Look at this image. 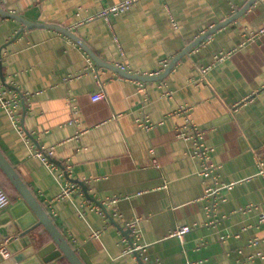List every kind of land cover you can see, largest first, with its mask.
<instances>
[{"label":"crops","instance_id":"obj_1","mask_svg":"<svg viewBox=\"0 0 264 264\" xmlns=\"http://www.w3.org/2000/svg\"><path fill=\"white\" fill-rule=\"evenodd\" d=\"M119 1L0 4L26 19L75 27L97 55L128 72L161 74L167 69L164 59L170 63L249 0H139L109 19L79 22ZM23 27L0 13V87L8 98L30 93L20 100L21 123L38 149L53 147L51 160L58 169L31 151L1 108L0 148L85 264H264V222L259 221L264 174L258 165L259 159L264 162V31L252 37L264 28V1L193 47L164 79L150 81L97 65L81 44L54 28ZM221 51L227 57L214 63ZM90 60L102 86L88 71ZM100 89L106 96L94 100ZM185 105L205 131L220 183H234L218 195L214 215L206 208L213 200L206 190L213 180L199 173L192 141L177 136ZM143 114L156 123L149 131L137 124ZM66 169L68 174L59 177ZM77 180L85 181L88 193L119 225L131 229L129 235ZM67 181L75 189L61 196ZM0 183L13 198L0 208V218L23 221L13 241L0 234V246L9 245L12 253L8 258L0 253V264H71L37 256L51 242L49 232L35 226L37 217L1 167ZM131 221L137 237L127 224ZM179 225L193 229L183 238L170 236ZM137 246V252H128ZM258 251L262 256L256 257ZM20 253L26 256L18 260Z\"/></svg>","mask_w":264,"mask_h":264},{"label":"built area","instance_id":"obj_2","mask_svg":"<svg viewBox=\"0 0 264 264\" xmlns=\"http://www.w3.org/2000/svg\"><path fill=\"white\" fill-rule=\"evenodd\" d=\"M139 0H121L119 2L113 3V5L110 6H104L100 11H98L95 15H90L87 18L81 19L79 22H87L94 19H97V17H105L109 19L111 16H114V14L120 13L126 9L131 8L132 5H134ZM264 1V0H262ZM79 23V25H80ZM70 29L75 31V27H69ZM264 28L260 29V31H256L252 33V37H256L259 33L263 32ZM227 53L220 52L215 57V62L221 61L227 57ZM91 61V60H90ZM169 59H164L162 61L163 69L167 67L169 64ZM121 69L125 70V67L121 64H117ZM214 64H210L207 66H204L202 68L203 73L208 72V69ZM88 71H92L95 73L97 84L100 86L103 85L104 80L99 73L97 67L93 64L91 61L90 66H88ZM160 74V72L156 73ZM141 82V81H140ZM144 83L141 82V90L144 89ZM143 85V86H142ZM171 94V91H167V95ZM30 93H15L13 97L8 98L6 97V93L4 88L0 87V108L3 110H6L12 120V123L14 126L18 129L21 137L25 140L26 143H28L31 146V151L37 155L39 158H41L42 161L46 164L48 168L51 170H57L58 167L53 160H51V154L53 153V147L49 149H38L35 144L31 142V138L26 132L25 127H23L21 123V117L23 115V112L20 110V100L22 97H28ZM106 96V93L104 90L100 89L98 93H96L93 97L94 100H99L100 98H104ZM191 109L192 107L189 105H185L184 107L180 108L181 113L184 114L185 117V124L178 126L177 128V136L182 139H189L193 143V151L192 155L196 156L201 161V169L199 173L204 177L212 178L213 184L207 185V196L213 197V200L210 204L206 205L207 211L209 214L214 215L216 204H217V197L222 191L223 188H231L233 187L234 183H220L219 176L216 173L217 166L212 161L211 151L212 147H210L205 139H204V129H202L197 122L193 120L191 117ZM137 124L142 127L143 129L149 131L151 128H153L156 123L152 121L147 114H143L142 116L137 117L136 119ZM155 162L158 163L157 159H155ZM258 165L260 167V172L264 174V162L263 160H258ZM68 169L65 170V172H60L59 177H64V175L68 174ZM75 189V185H70V183L67 181L65 186L63 187V191L61 192V196H67L69 195L73 190ZM13 201L12 196L10 195L7 188L0 183V208H6L9 206ZM251 208V206H248L247 209ZM259 221L261 223L264 222V213H261ZM129 227H132L133 235L134 237H137L138 235V229L136 227L135 222H128L127 223ZM193 229L192 225H179L175 229H173L170 233L171 235L178 236L180 238H183L189 231ZM95 236L99 235V232H96L94 234ZM225 236H223L224 238ZM257 240H254V243H257ZM140 246L133 247L132 249H129L128 252H137ZM0 253L5 258H8L12 255L11 250L7 247L6 244H2L0 246ZM262 256V252L258 251L256 254V257ZM253 259V256L250 257Z\"/></svg>","mask_w":264,"mask_h":264},{"label":"water","instance_id":"obj_3","mask_svg":"<svg viewBox=\"0 0 264 264\" xmlns=\"http://www.w3.org/2000/svg\"><path fill=\"white\" fill-rule=\"evenodd\" d=\"M257 0H249L242 8L234 12L233 15L230 17H227V19L217 23V25L212 26L208 30L204 31L200 34V37L196 38L191 43L187 44L182 51L179 52L177 56H175L169 65L167 66V69L165 72L161 74H140L135 72H128L124 69H121L116 63L113 64L107 60H104L101 56L97 55V53L89 46V44L85 41V39H82L79 37L74 30L70 29L69 27L65 25H61L58 23H52V22H37L30 19H26L25 17H22L18 13L8 11L1 7L0 4V13L5 17H14L24 23V26L21 31H24L25 29L32 28V27H50L54 28L62 33H65L70 38L74 39L78 44H81L82 47L88 52V54L94 59V61L99 64L100 66H104L107 68H110L114 71H117L121 73L122 75L129 77V78H136L142 81H150L155 79H164L167 74L170 72V70L174 67V65L182 58L184 55H186L193 47L196 45H199L203 40L211 36L214 32L217 31V29L233 22L235 19H237L240 15H242L245 11H247ZM0 167L7 176L8 179H10L13 186L18 190V192L24 197L25 201L27 202L30 210L34 215L37 217L38 221L35 222V226L43 225L45 229L49 232L51 236V242L48 244H45L41 246L37 250V256H39L44 262H51L53 259L56 258H65L67 261L71 264H85L75 246L71 244V242L66 238L64 233L61 229L57 226L55 223L53 217L49 212L46 211L43 204L40 202L38 197L33 193L29 185L25 182V180L20 176L16 166H14L3 151L0 148ZM85 189L86 194H88L89 197H91L93 200L97 201L99 205L103 208L104 211H106L112 220L114 224L117 225V227L123 229L127 235H129V232L131 229L125 230L122 225L118 224L113 216L109 213V211L106 209L103 202H99L95 198H93L88 193V187L85 183V181L77 180ZM23 225V221L17 220L14 221L10 216H4L0 218V234L3 239H9L10 241H13L15 239V234L18 232V228ZM26 232H29L30 229H26ZM9 249V245L7 246ZM25 253H20L17 255L18 260H21L25 258ZM36 256H34V259Z\"/></svg>","mask_w":264,"mask_h":264}]
</instances>
